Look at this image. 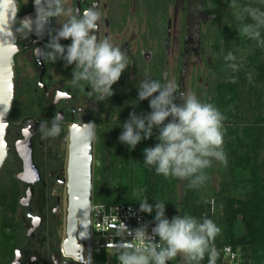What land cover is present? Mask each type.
<instances>
[{
  "label": "flooded vegetation",
  "instance_id": "1",
  "mask_svg": "<svg viewBox=\"0 0 264 264\" xmlns=\"http://www.w3.org/2000/svg\"><path fill=\"white\" fill-rule=\"evenodd\" d=\"M156 1L65 0L77 14L94 2L101 13L97 37L109 36L126 54L128 66L112 85V96L97 101L87 87L71 86L72 66L36 54L65 18L52 17L41 29L32 0H18L14 19L16 95L5 120L9 151L0 166V264H83L64 255L61 248L66 237L72 127L85 133L92 130L94 177L106 121L117 113L150 111L147 99L130 103L145 76L162 83L174 80L181 90L190 83L195 93L201 81L195 78L203 64V35L213 14L208 13L207 0H161L160 7L149 6ZM26 16L33 17V32L27 36L16 31L19 18ZM56 113L61 116L59 134L42 137L39 125L50 126ZM105 136L109 138L107 130ZM28 148L33 162L29 172L22 157Z\"/></svg>",
  "mask_w": 264,
  "mask_h": 264
},
{
  "label": "trees",
  "instance_id": "2",
  "mask_svg": "<svg viewBox=\"0 0 264 264\" xmlns=\"http://www.w3.org/2000/svg\"><path fill=\"white\" fill-rule=\"evenodd\" d=\"M162 2L157 0L149 6L158 8ZM239 2L264 10V0ZM227 3L228 0H207L208 13L213 17L203 35V65L195 78L196 82L201 78L195 88L197 98L214 104L225 117L222 147L226 162L213 161L204 170L206 179L195 187H189L187 179L158 175L142 162L143 148L157 142L156 130L130 150L118 140L120 124L129 113H117L116 118L112 115L104 124V141L99 139L101 160L93 178L92 198L93 205L136 209L138 199L147 198L149 203L159 200L165 202L168 218L183 213L198 220L210 218L220 228L212 241L216 252L231 246L244 264H264V47L238 31L241 23L252 21L246 16L243 21L236 20ZM260 31L264 39V28ZM228 52L235 60H224ZM228 63H236L237 70L227 68ZM215 172L221 178L217 189L212 185ZM144 214L152 227L154 213ZM59 240L58 236L57 243ZM109 246L101 243L95 247L89 264H109L110 258L118 264L115 249ZM207 261L205 253L198 264ZM168 264L184 261L178 254Z\"/></svg>",
  "mask_w": 264,
  "mask_h": 264
},
{
  "label": "clouds",
  "instance_id": "3",
  "mask_svg": "<svg viewBox=\"0 0 264 264\" xmlns=\"http://www.w3.org/2000/svg\"><path fill=\"white\" fill-rule=\"evenodd\" d=\"M32 3L41 29L52 17L65 18L49 36L44 49H37L36 54L51 62L60 60L65 66H72L71 86L87 87L89 95L97 101L111 97L112 85L128 65L126 54L109 36L97 37L101 13L94 2L79 14L66 6L65 0H32ZM227 4L236 20L243 21L246 16L252 21L241 23L238 31L254 40L257 46L264 47L260 31L264 28V10L241 5L239 0H228ZM16 31L25 36L32 34L33 17L19 18ZM61 40L70 42L62 44ZM224 60L231 62L235 57L228 52ZM226 67L235 72L238 65L228 63ZM136 89V99L130 103L135 105L147 99L150 111L144 114L130 111L127 120L120 124L118 140L132 150L142 139L152 137L155 129L157 142L142 150L145 166L165 178L187 179L188 186L195 187L206 179L204 170L213 160L226 162L222 147L225 117L214 104L202 102L194 92L179 89L174 80L162 83L145 76ZM177 99L181 103H177ZM60 120V114L56 113L50 126L41 122L42 137L59 134ZM138 201V211L154 213L151 232L147 224L129 228L121 221L115 225V235L121 238L112 245L118 264H168L178 254L183 257L184 264H198L205 253L207 264H215L217 252L212 241L220 228L212 219L201 217L198 220L187 213L168 218L165 202L149 203L147 198Z\"/></svg>",
  "mask_w": 264,
  "mask_h": 264
},
{
  "label": "water",
  "instance_id": "4",
  "mask_svg": "<svg viewBox=\"0 0 264 264\" xmlns=\"http://www.w3.org/2000/svg\"><path fill=\"white\" fill-rule=\"evenodd\" d=\"M18 0H0V166L9 151L8 125L5 120L16 95L17 51L14 19ZM49 22V21H48ZM47 22V23H48ZM46 30V27H45ZM68 162V207L66 237L61 243L62 253L77 262L91 259L93 208V135L81 128L70 132ZM27 172L33 167L30 148L22 154ZM123 209L125 207H122ZM128 226V225H127ZM109 247L113 248L112 245Z\"/></svg>",
  "mask_w": 264,
  "mask_h": 264
},
{
  "label": "built area",
  "instance_id": "5",
  "mask_svg": "<svg viewBox=\"0 0 264 264\" xmlns=\"http://www.w3.org/2000/svg\"><path fill=\"white\" fill-rule=\"evenodd\" d=\"M92 243L97 247L101 243L113 245L120 240V237L115 235V225L123 221L129 228L137 227L141 224L148 225V231L151 232L150 223L143 212L138 209L127 206L116 208L114 206L105 207L101 205H93L92 208ZM130 239V238H128ZM86 264V261H83ZM215 264H244L231 246H225L217 252Z\"/></svg>",
  "mask_w": 264,
  "mask_h": 264
},
{
  "label": "rangeland",
  "instance_id": "6",
  "mask_svg": "<svg viewBox=\"0 0 264 264\" xmlns=\"http://www.w3.org/2000/svg\"><path fill=\"white\" fill-rule=\"evenodd\" d=\"M133 26V22H131L130 23V27H132ZM191 62H192V60H190V64H191ZM203 65V64H202ZM200 68H202V66H200ZM193 72V68H192V66H190L189 67V69H188V75L189 76H191L192 73ZM187 84V83H186ZM186 92H194L193 91V89H192V85L189 83V84H187V87H186ZM214 161V163H217L218 161H215V160H213ZM236 172H238V174L241 172V170H239V171H236ZM220 181H221V178H220V176L215 172L214 174H213V176H212V185H213V187L215 188V189H217L218 187H219V184H220ZM111 248V247H110ZM112 249V248H111ZM114 263V259L113 258H110V260H109V264H113Z\"/></svg>",
  "mask_w": 264,
  "mask_h": 264
},
{
  "label": "crops",
  "instance_id": "7",
  "mask_svg": "<svg viewBox=\"0 0 264 264\" xmlns=\"http://www.w3.org/2000/svg\"><path fill=\"white\" fill-rule=\"evenodd\" d=\"M182 257V256H181ZM182 261H183V257H182Z\"/></svg>",
  "mask_w": 264,
  "mask_h": 264
},
{
  "label": "snow or ice",
  "instance_id": "8",
  "mask_svg": "<svg viewBox=\"0 0 264 264\" xmlns=\"http://www.w3.org/2000/svg\"><path fill=\"white\" fill-rule=\"evenodd\" d=\"M61 95H63V93H61Z\"/></svg>",
  "mask_w": 264,
  "mask_h": 264
}]
</instances>
